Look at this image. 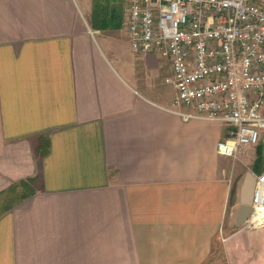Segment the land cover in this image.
Segmentation results:
<instances>
[{
	"label": "crops",
	"instance_id": "crops-1",
	"mask_svg": "<svg viewBox=\"0 0 264 264\" xmlns=\"http://www.w3.org/2000/svg\"><path fill=\"white\" fill-rule=\"evenodd\" d=\"M127 2L0 0V201L31 190L0 210V264H205L215 245L264 264L242 212L259 141L234 160L227 123L170 109V60L132 49Z\"/></svg>",
	"mask_w": 264,
	"mask_h": 264
},
{
	"label": "built area",
	"instance_id": "built-area-1",
	"mask_svg": "<svg viewBox=\"0 0 264 264\" xmlns=\"http://www.w3.org/2000/svg\"><path fill=\"white\" fill-rule=\"evenodd\" d=\"M128 36L136 52L170 60L173 112L230 127L218 152L234 160L264 129V0H128ZM183 108H188L185 110ZM245 226H264V170Z\"/></svg>",
	"mask_w": 264,
	"mask_h": 264
},
{
	"label": "rangeland",
	"instance_id": "rangeland-1",
	"mask_svg": "<svg viewBox=\"0 0 264 264\" xmlns=\"http://www.w3.org/2000/svg\"><path fill=\"white\" fill-rule=\"evenodd\" d=\"M124 11H125V7H124ZM126 13V11H125ZM127 15V13H126ZM126 15H123L122 14V17L124 16L125 19H127ZM259 144L261 146V153H262V157H263V160H264V130H261L260 131V136H259ZM15 188H13L11 190V192L9 193L8 196L6 197H3L0 201V210L4 208V206L6 205H12L13 203H15L23 194L22 193H25V192H30L31 190L28 189L26 186H22V185H15L14 186ZM218 261L216 260H208L205 264H221L220 262L222 261V258H221V255L220 253H218Z\"/></svg>",
	"mask_w": 264,
	"mask_h": 264
},
{
	"label": "water",
	"instance_id": "water-1",
	"mask_svg": "<svg viewBox=\"0 0 264 264\" xmlns=\"http://www.w3.org/2000/svg\"><path fill=\"white\" fill-rule=\"evenodd\" d=\"M254 181H255L254 177H249V179L245 182L242 188V202H243L242 212L244 214L251 212L250 205L252 204Z\"/></svg>",
	"mask_w": 264,
	"mask_h": 264
},
{
	"label": "trees",
	"instance_id": "trees-1",
	"mask_svg": "<svg viewBox=\"0 0 264 264\" xmlns=\"http://www.w3.org/2000/svg\"><path fill=\"white\" fill-rule=\"evenodd\" d=\"M101 4V2H98L97 3V6L98 5H100ZM104 9H102V11H103ZM113 11H117V8H114V10ZM106 13L108 14L109 13V10H106ZM115 13V12H114ZM257 161H260V156L258 157V159H257ZM30 180V179H29ZM29 180H27L26 182H28ZM25 181H22V183H24ZM25 182V183H26ZM221 248L219 247V246H217V245H215V247H214V249H213V253L214 254H218V253H220L221 254Z\"/></svg>",
	"mask_w": 264,
	"mask_h": 264
}]
</instances>
